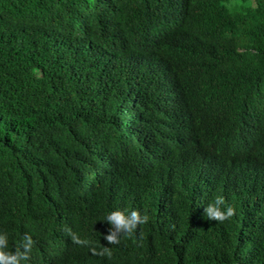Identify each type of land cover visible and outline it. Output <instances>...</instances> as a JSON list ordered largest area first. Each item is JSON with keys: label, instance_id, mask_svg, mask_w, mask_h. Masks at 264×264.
Instances as JSON below:
<instances>
[{"label": "trees", "instance_id": "trees-1", "mask_svg": "<svg viewBox=\"0 0 264 264\" xmlns=\"http://www.w3.org/2000/svg\"><path fill=\"white\" fill-rule=\"evenodd\" d=\"M114 209L150 219L110 246ZM0 229L30 264H264V0H0Z\"/></svg>", "mask_w": 264, "mask_h": 264}, {"label": "clouds", "instance_id": "clouds-1", "mask_svg": "<svg viewBox=\"0 0 264 264\" xmlns=\"http://www.w3.org/2000/svg\"><path fill=\"white\" fill-rule=\"evenodd\" d=\"M235 215V209L227 204L224 197L217 196L213 201L204 206V216L210 221L224 223ZM150 217L142 214L139 210L114 209L109 210L100 221H106L109 225L108 232L103 236L108 245H118L124 237L133 238L140 225L149 222ZM71 240L81 246L89 245L87 239L81 238L78 234L67 229ZM101 235V234H100ZM35 240L33 235L26 232L19 239L15 250H11L10 234L0 229V264H30L31 254L34 250ZM94 253L101 256H111L112 249L109 246H102L93 249Z\"/></svg>", "mask_w": 264, "mask_h": 264}]
</instances>
